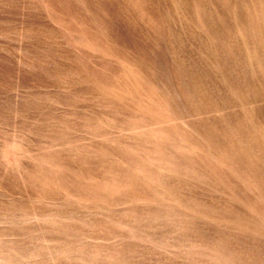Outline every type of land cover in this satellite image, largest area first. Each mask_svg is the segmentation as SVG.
Instances as JSON below:
<instances>
[{"label":"rangeland","instance_id":"374dc122","mask_svg":"<svg viewBox=\"0 0 264 264\" xmlns=\"http://www.w3.org/2000/svg\"><path fill=\"white\" fill-rule=\"evenodd\" d=\"M0 264H264V0H0Z\"/></svg>","mask_w":264,"mask_h":264}]
</instances>
